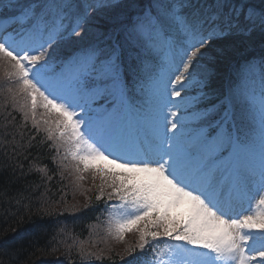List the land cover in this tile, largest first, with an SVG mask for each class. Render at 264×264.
I'll use <instances>...</instances> for the list:
<instances>
[{
	"label": "snow or ice",
	"instance_id": "1",
	"mask_svg": "<svg viewBox=\"0 0 264 264\" xmlns=\"http://www.w3.org/2000/svg\"><path fill=\"white\" fill-rule=\"evenodd\" d=\"M252 35L262 49L259 94L230 88L214 99L210 65L223 55L224 41ZM64 45L74 50L58 65V78L45 79L49 50ZM256 67L249 61L245 75ZM0 79L13 85L7 91L25 122L43 128L58 154L63 149L61 167L70 158L78 180L85 172L99 177L96 200L117 201L108 209L109 235L123 242L126 233L138 234L125 264L146 248L151 255L143 264H264V0H0ZM136 89L169 98L163 132L132 144L114 114L85 119L92 103L123 102ZM241 98L248 108L240 118L259 116L258 169L232 163L247 148L238 135ZM172 108L190 114L175 119ZM190 121L194 134L183 131ZM0 146L6 158L23 148L7 121ZM25 199L19 192L15 203ZM244 200L249 209L237 212ZM162 240L178 243L161 249ZM78 256L104 258L82 245Z\"/></svg>",
	"mask_w": 264,
	"mask_h": 264
},
{
	"label": "trees",
	"instance_id": "2",
	"mask_svg": "<svg viewBox=\"0 0 264 264\" xmlns=\"http://www.w3.org/2000/svg\"><path fill=\"white\" fill-rule=\"evenodd\" d=\"M142 2L144 0L123 1L124 4ZM223 47V55L217 58L218 66L228 64L241 53L261 47V42L258 35L244 36L228 41ZM5 121L23 148L19 150L18 157L9 151V158H6L0 146V264L81 262L78 256L81 245L86 251L104 258L80 264L90 261L95 264L121 263L120 260L127 255L126 249L135 245V241L118 242L95 226L100 200L92 194L88 198L81 196L73 183V175L69 173L68 178L61 175L42 133L25 122L22 112L0 83V133ZM20 133H23L22 138ZM14 165L17 166L15 173ZM18 165H23L22 169ZM38 168H45L46 174L39 172ZM19 192L28 199L18 205L15 198ZM42 199L46 203L41 204ZM24 204L29 205L30 210L25 209ZM60 222L65 224L64 231L58 229ZM69 246H72L70 259L65 256ZM53 247L57 249L55 252H52Z\"/></svg>",
	"mask_w": 264,
	"mask_h": 264
},
{
	"label": "rangeland",
	"instance_id": "3",
	"mask_svg": "<svg viewBox=\"0 0 264 264\" xmlns=\"http://www.w3.org/2000/svg\"><path fill=\"white\" fill-rule=\"evenodd\" d=\"M219 66H224V63L219 64ZM9 96H10V94H9ZM151 98H150V102H149L150 106L147 108V110H146L145 113L147 115H149V116H156V115L159 114L160 119H163V116L168 115V109L172 107L171 103H167V101H168L169 98L166 97V96H164V95H162V94L153 95ZM108 99L110 100V102L112 101L113 106H115L116 103L119 102V100H116L113 97H108ZM96 102L97 103L95 104V106H99V107H102L104 105L103 103H105L104 100H98ZM159 105L160 106H163V108H164L162 113H160V112L157 111ZM172 110L174 111V108H172ZM111 112L112 111L110 110V113ZM170 117L171 116H168V119H171ZM122 118H128L129 119L130 118V115L128 113H123L122 116L118 117V119L121 120ZM169 133L170 132H168V134ZM177 133H178V136H179L180 130H178ZM239 158H241V157H239ZM248 158H250V161L249 162H248ZM256 158H258L259 161H260V159H261V149H259L257 151V153L255 155L251 156V157L242 158V161H243L242 165L243 164L246 165V164L249 163V166L255 167L256 169H258L259 166L256 163ZM238 162H239V160L237 158H234L232 160V163L235 166H237ZM242 165H240V167H242ZM84 174L85 175H88L87 172H85ZM89 179H90V181L89 182L87 181V186H85L84 189H82L81 191H79V194L81 196L85 195L87 198H88V195L91 192L90 190H99V185H100V179H99V177H97L94 180L93 177H92V174L90 173ZM94 183H96V184H94ZM238 212H241V210H239ZM243 213H245V212H243Z\"/></svg>",
	"mask_w": 264,
	"mask_h": 264
}]
</instances>
